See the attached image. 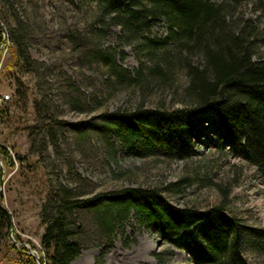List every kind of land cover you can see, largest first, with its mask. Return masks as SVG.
Masks as SVG:
<instances>
[{
    "label": "rangeland",
    "instance_id": "1",
    "mask_svg": "<svg viewBox=\"0 0 264 264\" xmlns=\"http://www.w3.org/2000/svg\"><path fill=\"white\" fill-rule=\"evenodd\" d=\"M241 11L247 17L258 16L251 5ZM100 18L98 5L86 0H0V26L5 37L0 46V94L11 96L0 120V146L7 147L15 162L11 168L6 160L4 167L0 157L5 171L1 195L12 218L0 264H34L27 252L38 255L44 264L40 212L48 190L59 183L77 188L86 197L127 188L157 189L172 206L202 211L223 207L242 224L264 230L260 169L247 162L245 152L232 148L216 112H194L191 107L186 64H203L202 53L185 48L181 53L173 52L170 42V49L164 46L156 56L149 55L119 26L106 25ZM256 23L261 29L257 52L264 57V19ZM76 37L82 45L74 44L72 38ZM144 37L168 41L170 35L161 21ZM14 39H22L29 58L42 64L39 73L58 119L68 124L97 123L102 114L140 106L184 110L191 121L184 132L189 156L168 160L160 155L142 157L117 151L112 157L99 136L92 134L80 143L69 130L58 132L56 150L47 145L42 134L31 139L30 127L39 124L35 77L19 64L3 73L8 61L15 62L11 56ZM167 48L169 68L165 75L154 73L150 77L154 62L167 54ZM94 49L114 52L122 67L135 77L143 69L146 79L115 81L107 67L86 60ZM16 79L25 91L22 100L15 97ZM75 97L81 99V110L72 102ZM74 174L88 183L79 185ZM80 222L85 226L84 248L72 264H201L186 249L187 243L198 239V227L172 241L139 225L131 216L108 246L91 216L81 213ZM243 249L249 264H264V249Z\"/></svg>",
    "mask_w": 264,
    "mask_h": 264
},
{
    "label": "trees",
    "instance_id": "2",
    "mask_svg": "<svg viewBox=\"0 0 264 264\" xmlns=\"http://www.w3.org/2000/svg\"><path fill=\"white\" fill-rule=\"evenodd\" d=\"M86 1L98 5L100 19L106 25L119 26L128 39L143 45L149 55L156 56L170 42L175 47L173 52L181 53L185 48L188 52L202 53L203 64H186L191 107L194 112L211 110L218 114L219 125L232 148L246 153L247 162L260 169L264 181V57L257 52L261 29L256 23L257 19H264V0ZM249 5L258 15L256 18L247 17L241 11ZM161 21L167 25L168 41L145 38L144 33H150L152 25ZM4 40L0 26V46ZM72 40L82 45L77 37ZM168 48L164 49L167 54L154 62L150 77L154 73L165 75L169 68ZM26 52L23 40L14 39L11 56L15 62L8 61L3 73L11 72L19 64L25 73L35 77L38 98L35 112L39 124L30 127L31 139L42 134L47 145L56 150L58 132L69 130L80 143L92 134L99 136L112 157L117 151L142 157L160 155L168 160L189 156L184 132L189 130L191 121L184 110L140 106L136 110L102 114L97 123L68 124L58 119L39 73L42 64L32 61ZM85 58L90 64L107 67L117 82L136 83L147 77L143 69L135 77L117 62L114 52L94 49ZM16 80L15 97L22 100L25 91L21 80ZM72 102L78 110L82 109L80 97ZM0 157L4 167L6 160L11 168L15 167L7 147L0 146ZM74 176L79 185L88 183L80 175ZM1 179L0 170V192ZM92 194L86 197L77 188L62 183L48 190L40 212L44 264H72L81 255L85 236L81 213L92 217L108 246L123 223L134 216L139 225L172 241L198 227V239L187 243L186 249L201 264H249L243 246L264 249V230L242 224L227 215L223 207L204 211L178 208L170 205L157 189L127 188ZM1 202L0 252L12 228V218L3 205L2 195ZM29 260L36 264L33 258Z\"/></svg>",
    "mask_w": 264,
    "mask_h": 264
},
{
    "label": "water",
    "instance_id": "3",
    "mask_svg": "<svg viewBox=\"0 0 264 264\" xmlns=\"http://www.w3.org/2000/svg\"><path fill=\"white\" fill-rule=\"evenodd\" d=\"M0 170L2 172V179H1V190H2V186L4 184V173H5V171H4V167H3V164L1 162V159H0ZM0 203H2L1 202V192H0ZM27 249L30 250V248H28V247H27ZM27 254L30 255L31 257H33L36 260L37 264H43L38 255H35L34 253H29V252H27Z\"/></svg>",
    "mask_w": 264,
    "mask_h": 264
},
{
    "label": "built area",
    "instance_id": "4",
    "mask_svg": "<svg viewBox=\"0 0 264 264\" xmlns=\"http://www.w3.org/2000/svg\"><path fill=\"white\" fill-rule=\"evenodd\" d=\"M11 100V96L8 94H0V120L3 115L5 105Z\"/></svg>",
    "mask_w": 264,
    "mask_h": 264
}]
</instances>
